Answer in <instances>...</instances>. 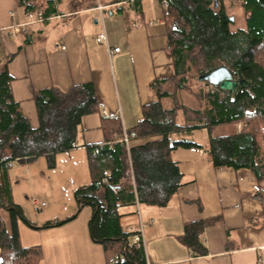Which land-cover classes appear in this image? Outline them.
Here are the masks:
<instances>
[{
    "label": "crops",
    "instance_id": "1",
    "mask_svg": "<svg viewBox=\"0 0 264 264\" xmlns=\"http://www.w3.org/2000/svg\"><path fill=\"white\" fill-rule=\"evenodd\" d=\"M26 1L36 4L38 9L32 11L36 14L49 0ZM17 2L0 0V67L7 68L22 115L37 127L33 92L51 86L66 90L91 82L99 106L98 112L82 117L76 147L58 153L54 167L44 156L17 162V167L16 161L8 165L12 200L23 216L17 223L19 241L23 246H40L42 256L36 264H107L102 245L90 236L91 206H79L71 195L90 182L87 147L103 141L101 117L118 116L124 129L133 128L143 105L155 99L150 83L174 74L164 6L159 0H52L55 11L28 24L24 32L13 33L12 24L27 20L24 5ZM102 30L118 52L108 55L106 44L96 41ZM236 126L232 132L239 131L241 123ZM197 130L190 137L202 147H177L171 153L182 173L172 197L163 206L135 202L119 208L121 225L125 230L141 225L149 264H264V190L258 194L256 177L247 169L214 167L205 151L207 137L196 140ZM143 142L134 138L125 145L132 184L129 146ZM40 157L44 161L40 166L55 169L46 177L32 166ZM75 169L82 174H69ZM41 176L45 181H38ZM20 183L28 184L21 193ZM17 191L24 203L18 201ZM27 198L32 207L33 200L44 202L35 217L26 210ZM0 218L8 227L6 208H0ZM195 220L208 221L198 234L204 254L181 240L184 225Z\"/></svg>",
    "mask_w": 264,
    "mask_h": 264
},
{
    "label": "trees",
    "instance_id": "2",
    "mask_svg": "<svg viewBox=\"0 0 264 264\" xmlns=\"http://www.w3.org/2000/svg\"><path fill=\"white\" fill-rule=\"evenodd\" d=\"M17 1L26 12L38 9L32 2ZM166 1L163 16L174 74L150 83L155 87V99L143 105L136 126L125 129L134 132L129 142L134 138L144 140L129 146L133 184L127 178L128 155L121 140L124 128L120 118L102 116L103 141L87 147L90 182L73 192L76 200H83L79 206L88 204L92 208L90 236L102 245L107 264H145L143 249L128 244L130 231L121 225L119 208L134 206L135 202L156 206L168 202L182 176L172 151L203 146L190 137L193 130L205 129V151L214 167L247 169L256 177L258 194L264 190V0H235L243 12L242 26H235L236 17L226 12L223 0H216V4L214 0ZM47 4L43 16L55 11L52 0ZM11 57L13 54L7 60ZM219 65L227 66L235 75L240 72L243 81L235 90H222L198 79ZM10 80L3 65L0 208L16 206L17 210H8V227L0 218V264H36L42 256L40 246H23L19 241L17 223L23 216L12 200L8 163L44 156L47 165L54 167L58 153L76 147L82 117L98 112L99 106L91 82L66 90L57 86L35 90L38 125L33 128L14 101ZM227 123H241V128L215 133L217 126ZM207 223L195 220L184 225L181 240L188 246H198L199 254H204L205 248L199 244L198 234ZM120 256L123 262H109Z\"/></svg>",
    "mask_w": 264,
    "mask_h": 264
},
{
    "label": "rangeland",
    "instance_id": "3",
    "mask_svg": "<svg viewBox=\"0 0 264 264\" xmlns=\"http://www.w3.org/2000/svg\"><path fill=\"white\" fill-rule=\"evenodd\" d=\"M224 4H225V9L227 11V13L229 15H234L236 17V24L235 26H242L243 25V18H242V9L241 7H239V5L237 3H235V0H223ZM233 17V16H232ZM193 80V79H192ZM195 81V80H194ZM193 81V82H194ZM191 103V101H190ZM237 128L236 124H232V123H227V124H223L221 126H218L215 130V133H227V132H232L234 131L235 129ZM194 137L197 139H202V138H205L206 137V132L205 130H197L193 133ZM40 162H44L42 157L38 158L37 162H34L32 163V166L34 167L35 171L37 174H43L44 173V176L46 177L47 174L50 173L51 170H55V169H48L44 163H42V165L40 166ZM15 167L17 166H20L17 162L14 164ZM59 170L56 169V171H54V174H58ZM66 174V173H65ZM69 174H82L81 172V169H75V171H72L69 173ZM44 176H41V179L38 180V181H45V177ZM49 178V176H48ZM50 179V178H49ZM24 180H22L23 182ZM26 181V180H25ZM27 183V181H26ZM67 183H65L66 185ZM54 185V184H53ZM56 185V184H55ZM24 189H28V184H25L24 183H20L19 184V187H18V191L19 193H21L20 191H23ZM18 191H17V199L18 201H21L22 203H24V200H23V196L21 194H18ZM63 196L65 198H63V200L61 201H65V203H62L63 205H66L67 204V198H66V194H63ZM73 195H71V200H73ZM28 200V203H27V206L28 208L26 209L27 212L30 214L31 217H35L39 214V211H35L32 207V203H31V200L30 198H27ZM75 200V199H74ZM57 205V204H56ZM57 206H61V205H57ZM44 207V206H43ZM62 209V208H61ZM76 210V209H75ZM60 211V210H58Z\"/></svg>",
    "mask_w": 264,
    "mask_h": 264
},
{
    "label": "built area",
    "instance_id": "4",
    "mask_svg": "<svg viewBox=\"0 0 264 264\" xmlns=\"http://www.w3.org/2000/svg\"><path fill=\"white\" fill-rule=\"evenodd\" d=\"M162 4L164 7H167L168 3L166 0L162 1ZM35 13H33L32 11H28L26 13L27 15V20L25 22L22 23H14L12 24L11 28L13 33H20V32H24L25 28L28 24L33 23V22H37V21H42L44 20V16L42 15L41 11H38L35 15ZM96 41L98 42H103L106 44L107 46V51H108V55H112L113 53H116L119 51L118 47H111L108 42H107V38H106V33L104 30H102L96 37ZM134 132H127L125 129L123 130V135H122V142L125 145H128L129 140H130V136H133ZM95 152V149H94ZM8 165H12V162H9ZM44 205V202H39L38 200H33V208L35 211L39 210L41 208V206ZM130 231V235L128 236V244L135 247V248H143V233H142V228L141 225L138 228H129L128 229ZM123 262L124 258L123 256L120 257H112L110 258L109 262L110 263H115V262ZM145 264H149L148 262H145ZM257 264H261V262L259 261Z\"/></svg>",
    "mask_w": 264,
    "mask_h": 264
},
{
    "label": "water",
    "instance_id": "5",
    "mask_svg": "<svg viewBox=\"0 0 264 264\" xmlns=\"http://www.w3.org/2000/svg\"><path fill=\"white\" fill-rule=\"evenodd\" d=\"M215 4L217 3L216 0ZM199 80H205L212 86H217L222 90H235L238 83L243 81L240 78V72L235 75L231 69L225 65H219L213 68L210 71L202 73L198 76ZM83 201L82 199L78 200V203ZM7 210H17L16 206H10L6 208Z\"/></svg>",
    "mask_w": 264,
    "mask_h": 264
}]
</instances>
